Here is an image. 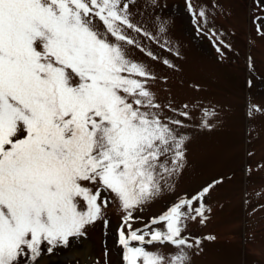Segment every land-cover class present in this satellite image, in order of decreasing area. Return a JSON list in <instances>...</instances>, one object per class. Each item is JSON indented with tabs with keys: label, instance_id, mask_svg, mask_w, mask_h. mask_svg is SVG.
<instances>
[{
	"label": "snow or ice",
	"instance_id": "snow-or-ice-1",
	"mask_svg": "<svg viewBox=\"0 0 264 264\" xmlns=\"http://www.w3.org/2000/svg\"><path fill=\"white\" fill-rule=\"evenodd\" d=\"M128 9L124 0H0V264H35L43 244L68 246L103 217L104 192L126 224L183 167L181 121L153 111L151 72L123 47L135 45L126 29L142 32ZM211 187L152 219L166 231L118 230L124 264H187L184 221L203 217L193 204ZM154 242L178 252L143 247Z\"/></svg>",
	"mask_w": 264,
	"mask_h": 264
},
{
	"label": "rangeland",
	"instance_id": "rangeland-1",
	"mask_svg": "<svg viewBox=\"0 0 264 264\" xmlns=\"http://www.w3.org/2000/svg\"><path fill=\"white\" fill-rule=\"evenodd\" d=\"M124 2L142 32L126 29L135 45L123 47L151 72L146 87L160 106L153 111L164 122L181 121L174 127L185 137L183 167L126 224L119 201L102 193L109 201L103 217L66 247L49 253L43 244L35 264H124L118 230L166 231L152 219L210 185L193 204L203 203V217L184 221L182 235L193 243L187 264H264V0ZM143 247L165 257L178 252L167 242ZM20 264L33 262L25 256Z\"/></svg>",
	"mask_w": 264,
	"mask_h": 264
}]
</instances>
